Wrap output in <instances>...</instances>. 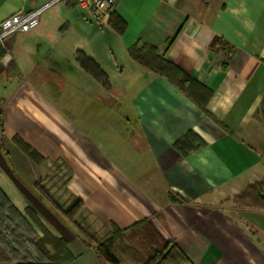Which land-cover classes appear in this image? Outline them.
I'll return each mask as SVG.
<instances>
[{
	"label": "crops",
	"instance_id": "obj_1",
	"mask_svg": "<svg viewBox=\"0 0 264 264\" xmlns=\"http://www.w3.org/2000/svg\"><path fill=\"white\" fill-rule=\"evenodd\" d=\"M50 1L0 0V23ZM115 14L123 35L85 17L76 0H60L35 28L1 43L0 192L27 220L23 237L42 235L31 209L67 241L74 259L63 264H110L88 238L104 242L112 225L148 219L193 264H264V210L235 215L227 206L264 180V128L255 122L254 143L250 125L264 96V0H120ZM144 45L212 91L206 109L131 55ZM79 51L109 80L111 61L120 77L129 68L128 80L78 84L70 75L88 74ZM189 130L205 146L184 156L175 143ZM15 136L44 160L33 161ZM79 200L71 223L64 213Z\"/></svg>",
	"mask_w": 264,
	"mask_h": 264
},
{
	"label": "trees",
	"instance_id": "obj_2",
	"mask_svg": "<svg viewBox=\"0 0 264 264\" xmlns=\"http://www.w3.org/2000/svg\"><path fill=\"white\" fill-rule=\"evenodd\" d=\"M110 25L121 35L125 33L127 28L124 19L115 13L111 17ZM144 46L151 53V59L140 56L138 54V46L131 48V55L148 68L166 77L192 98L202 109H206L207 102L212 96V91L201 82L191 78L177 65L167 60L164 54L159 53L155 47ZM4 54L5 49L0 43V55ZM77 61L91 77L101 82L105 88H110L111 84L108 74L92 58L79 51L77 53ZM255 113L257 117L259 115L264 120V96ZM13 140L36 163H41L44 160L43 156L21 137L15 136ZM203 146H205V141L192 130H189L175 143V147L184 156ZM169 197L173 202L181 201L172 193L169 194ZM237 201L247 208L264 210V180L250 185L238 194ZM83 206V201H77L64 213L65 218L71 223L74 222L75 217L81 212ZM27 214L36 222L37 227L42 232L41 236L30 234L26 238L23 237L21 231L25 229L27 231V220L11 204L9 199L0 192V258L14 260L19 264H63L73 261L74 257L69 252L67 241L53 235L46 229L31 209L27 210ZM133 232H137L142 239H139L137 244L133 242L138 247L130 244L126 248L122 241L126 238L128 239L126 236ZM87 242L95 248L101 262L106 260L110 264H127L129 261L134 264H193L176 243L165 241L150 225L148 219L141 220L126 229L112 225V236L109 239L104 242H95L88 238ZM27 244H30L37 251L36 259H33L30 252L27 251ZM121 248L128 250L126 252H132L129 261L121 255Z\"/></svg>",
	"mask_w": 264,
	"mask_h": 264
},
{
	"label": "built area",
	"instance_id": "obj_3",
	"mask_svg": "<svg viewBox=\"0 0 264 264\" xmlns=\"http://www.w3.org/2000/svg\"><path fill=\"white\" fill-rule=\"evenodd\" d=\"M60 0H51L44 6L34 9H20L0 23V43L17 32H27L39 24L40 16L43 11L55 5ZM79 7L83 10L85 17L99 25L107 26L120 0H76Z\"/></svg>",
	"mask_w": 264,
	"mask_h": 264
},
{
	"label": "rangeland",
	"instance_id": "obj_4",
	"mask_svg": "<svg viewBox=\"0 0 264 264\" xmlns=\"http://www.w3.org/2000/svg\"><path fill=\"white\" fill-rule=\"evenodd\" d=\"M138 54L140 56H143V57L147 58V59H151V53L149 52V50H148V48L146 46H139ZM108 67H109L110 73H111L110 74L111 75L110 76V82H113L114 84H117L118 85L122 81H125L126 82L128 80V74L130 73L129 68H126V76L125 77H120L115 72V67L116 66L114 65L113 61H111L109 63V66ZM76 70L78 71L79 75L78 74H71L70 73L71 74L70 75L71 78L75 82H77L79 84V82L81 81L83 84H85V82L88 81V82H92V84H94V86H99V85H97L98 83L96 82V80H94L91 76H89L88 74H86L82 69L77 68ZM98 88H101V87H98ZM100 90H102V89H100ZM119 104H120L119 101L115 100V103H114L115 106L114 107L120 108V105ZM255 114L256 113L254 112V114H253V116L251 118V124H250V125H253L254 126V128H252V133H253L252 140L254 141V143H255V122H259L261 124V126H263V128H264V120L261 117H259V115L257 117V115H255ZM101 117H102V115H101ZM101 122H104V120L101 119ZM252 184H255V182L246 185L242 190H240V192L238 194H240L241 192H243L245 189H247ZM238 194L234 195V197L230 198L229 201L227 202L228 203V205H227L228 206V209L231 211V213H233L235 215H239V213H238L239 211H242L244 209H248L245 205H243V204H241L240 202L237 201V195ZM249 209H253V208H249ZM126 237H128V239L130 237L129 240L126 238L124 241H122V244H124V246L126 248H128V246H130V244L133 245V246H137L135 244H137V242L139 241V239H142L141 236L137 232L130 233ZM120 246H121V244H120ZM121 249H122V252H120L121 255L123 257H125L127 259V261H129L130 260L129 257H131L132 252H126L128 250H125L123 248H121ZM128 263H132V262L129 261Z\"/></svg>",
	"mask_w": 264,
	"mask_h": 264
}]
</instances>
